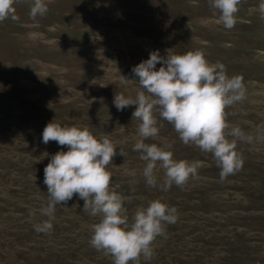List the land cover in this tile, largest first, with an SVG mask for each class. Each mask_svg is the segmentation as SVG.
Instances as JSON below:
<instances>
[{
    "label": "rangeland",
    "instance_id": "obj_1",
    "mask_svg": "<svg viewBox=\"0 0 264 264\" xmlns=\"http://www.w3.org/2000/svg\"><path fill=\"white\" fill-rule=\"evenodd\" d=\"M261 0H241L237 23H215L208 0H50L45 16L32 19L31 0L15 5L0 22V264H113L90 244L91 225L78 196L55 206L53 228L37 232L48 217L44 168L52 154L67 151L42 142L54 119L88 127L117 146L112 187L126 197L129 220L138 207L160 199L178 211L174 224L153 242L151 260L140 264H264V19ZM202 50L229 77L242 78L245 96L226 109L227 120L251 140H238L242 168L226 179L211 153L185 145L155 112L159 135L145 143L171 145L174 159L204 162L186 185L164 191L147 185L145 161L133 151L139 121L135 105L118 111L115 94L135 98L132 68L167 50ZM161 65L157 64L159 69ZM122 76L130 80L122 82ZM229 139H232L229 137ZM122 150L123 156L119 155ZM47 154V155H46ZM135 170V175H128ZM118 185V187H117Z\"/></svg>",
    "mask_w": 264,
    "mask_h": 264
},
{
    "label": "clouds",
    "instance_id": "obj_2",
    "mask_svg": "<svg viewBox=\"0 0 264 264\" xmlns=\"http://www.w3.org/2000/svg\"><path fill=\"white\" fill-rule=\"evenodd\" d=\"M20 2L22 0H0V22L18 19L15 5ZM48 2L50 0H31L30 17L45 16ZM208 2L219 13L215 23L232 29L237 23L241 0ZM258 10L264 19V0ZM157 64L161 65L158 70ZM132 73L141 90L135 98L115 94L113 102L118 111L136 106L132 119L139 121V138L133 151L140 152V159L145 161L142 174L147 185L157 186L159 168L164 172L161 185L164 191L173 184L183 187L204 166L200 160L174 159L169 150L171 145L145 143V140L159 135L156 111L173 126L185 145H194L202 152L212 154L222 180L242 168L243 159L236 150L237 141H250L251 137L246 136L240 127L231 125L226 112L228 107L244 99L241 77H229L223 64L210 63L199 49L183 54L167 50L166 56H161L159 50L152 51L148 59L132 68ZM130 80L122 76L123 83ZM50 141L66 146L67 151L52 154L44 168L43 183L49 199L40 212L48 219L34 225L35 230L50 232L55 206L67 205L75 195L83 200L84 212L99 217V221L91 225L92 247L111 256L113 264H140L141 257L151 260L153 242L165 234L166 224L177 221L178 210L156 199L149 201L146 207H138L130 221L125 207L127 198L117 192L111 182L109 168L118 154L116 144L108 136L97 138L88 127L61 126L55 119L47 123L42 132V142L47 145ZM119 155H124L122 150ZM127 174L135 175V170Z\"/></svg>",
    "mask_w": 264,
    "mask_h": 264
}]
</instances>
